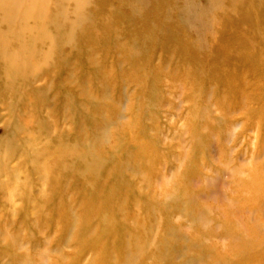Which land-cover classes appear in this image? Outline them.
Wrapping results in <instances>:
<instances>
[{
  "label": "rangeland",
  "instance_id": "obj_1",
  "mask_svg": "<svg viewBox=\"0 0 264 264\" xmlns=\"http://www.w3.org/2000/svg\"><path fill=\"white\" fill-rule=\"evenodd\" d=\"M75 2L0 0V264H264V22Z\"/></svg>",
  "mask_w": 264,
  "mask_h": 264
},
{
  "label": "bare ground",
  "instance_id": "obj_2",
  "mask_svg": "<svg viewBox=\"0 0 264 264\" xmlns=\"http://www.w3.org/2000/svg\"><path fill=\"white\" fill-rule=\"evenodd\" d=\"M75 16L72 21H70V14L63 13L62 18L63 21L66 22L67 20L70 22H73L74 25L79 24L82 20L88 19L90 17V13L86 9L87 7V1L89 0H75ZM218 5V12L216 13V17L218 18L211 27L214 31V44L216 47H219L223 42L221 39L222 37L226 35H234L239 36L243 39V42H253L257 41V38L255 40L252 39L248 35L249 28L253 27L255 23H261L264 22V0H216ZM92 5V0L89 2V7ZM48 7V6H47ZM44 10L42 8V13L47 15L48 19H51L53 17L52 12L50 8L48 7ZM63 8L61 7V10ZM19 9H10L6 10V17L5 19L8 21H11L14 19V17L18 14ZM49 15H51L49 17ZM67 37L71 39L73 37V30H71ZM49 30L44 31L41 36H39L40 39L45 40L48 39ZM33 37L38 38L37 35L33 34ZM254 38V37H253ZM36 40V39H35ZM0 45H3L0 42ZM198 46V45H197ZM29 57L30 60L21 61L20 59H17L14 55H9L8 53L4 54V58L6 61H8L13 66L17 63L18 66L24 65V64H31L36 62L37 60H40L42 58L43 60L49 59L50 55L45 56H38L33 52L34 50H29ZM20 60V61H19ZM259 114V113H258Z\"/></svg>",
  "mask_w": 264,
  "mask_h": 264
}]
</instances>
